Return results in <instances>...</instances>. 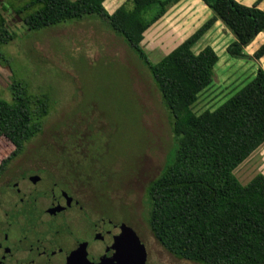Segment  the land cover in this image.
<instances>
[{"label": "rangeland", "instance_id": "374dc122", "mask_svg": "<svg viewBox=\"0 0 264 264\" xmlns=\"http://www.w3.org/2000/svg\"><path fill=\"white\" fill-rule=\"evenodd\" d=\"M126 1L104 4L113 13ZM4 2L0 0V7ZM3 14L14 38L0 59L1 94L10 99L11 84L18 78L33 92L48 94L51 104L42 129L18 154L12 155L16 147L0 135V164L12 156L63 168L56 172L64 175L76 173L87 183L89 199L96 198L105 212L137 231L148 248L147 264H203L169 251L148 222V185L176 145L173 115L148 67L97 16L31 30L22 14L12 9ZM213 15L203 0H178L145 31L141 45L157 62ZM233 39L230 28L218 19L195 45L198 50L211 44L220 56L213 83L193 104L196 113L218 107L264 68V55L254 60L230 56L226 48ZM256 39L248 54L260 47ZM234 172L243 184L264 173V143Z\"/></svg>", "mask_w": 264, "mask_h": 264}, {"label": "trees", "instance_id": "16d2710c", "mask_svg": "<svg viewBox=\"0 0 264 264\" xmlns=\"http://www.w3.org/2000/svg\"><path fill=\"white\" fill-rule=\"evenodd\" d=\"M104 1L5 0L0 7V59L14 38L6 26V10L22 14L31 30L85 16L103 19L148 67L173 115V156L147 188L154 236L172 253L203 264H264V173L243 184L234 172L264 143V68L218 107L193 110L199 94L213 83L220 58L214 46L197 50L195 45L219 19L234 34L226 48L230 56L261 58L264 43L254 55L246 48L264 31V9L258 2L203 0L213 17L152 62L141 45L144 33L178 0H127L113 13ZM10 89V99L0 92V135L14 144L15 155L42 129L51 101L18 78Z\"/></svg>", "mask_w": 264, "mask_h": 264}, {"label": "flooded vegetation", "instance_id": "af4514ba", "mask_svg": "<svg viewBox=\"0 0 264 264\" xmlns=\"http://www.w3.org/2000/svg\"><path fill=\"white\" fill-rule=\"evenodd\" d=\"M58 170L12 156L1 162L0 264H112L120 224L132 225L89 199L78 174Z\"/></svg>", "mask_w": 264, "mask_h": 264}, {"label": "water", "instance_id": "95a60500", "mask_svg": "<svg viewBox=\"0 0 264 264\" xmlns=\"http://www.w3.org/2000/svg\"><path fill=\"white\" fill-rule=\"evenodd\" d=\"M120 226L123 229L122 244L112 264H145L147 251L138 234L125 223H121Z\"/></svg>", "mask_w": 264, "mask_h": 264}, {"label": "crops", "instance_id": "0c3cea01", "mask_svg": "<svg viewBox=\"0 0 264 264\" xmlns=\"http://www.w3.org/2000/svg\"><path fill=\"white\" fill-rule=\"evenodd\" d=\"M240 2H242V3H244V4H246V5H252V4H254L255 2H258V6L260 7V8H262V9H264V0H252V1H246V0H239ZM259 41V43L260 44H262V43H264V31L263 32H261V33H259V35L257 36V39H256V41L254 42V43H256V42H258ZM207 45V44H206ZM211 45V44H210ZM252 45V44H251ZM205 46V45H204ZM213 46V45H212ZM248 48V47H247ZM246 48V49H247Z\"/></svg>", "mask_w": 264, "mask_h": 264}]
</instances>
